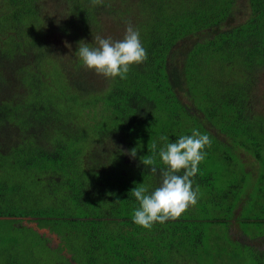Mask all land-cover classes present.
<instances>
[{
  "label": "trees",
  "instance_id": "16d2710c",
  "mask_svg": "<svg viewBox=\"0 0 264 264\" xmlns=\"http://www.w3.org/2000/svg\"><path fill=\"white\" fill-rule=\"evenodd\" d=\"M52 1L62 5L54 14L43 10L42 0H0V84L22 85L0 101V218L8 219L2 224L6 233L49 229L63 237L57 264L215 263L221 256L213 247H204L202 261L194 248H203L202 217H210L209 227L221 221L229 227L238 199L228 216L216 217L199 193L197 204L180 217L146 230L133 222L139 204L130 191L142 184L151 192L161 183L159 158L156 174L141 162L151 155V143L159 148L193 129L211 139L193 190L213 186L219 172L235 183L240 168L230 169L236 149L239 155L240 148H251L262 161L264 110L256 104L264 101V0H103L99 6ZM41 15L68 16L63 22L80 36L71 49L51 47ZM105 15L122 30L118 35H102ZM128 22L139 32L146 61L131 65L126 79L85 71L75 53L79 42L94 47L96 35L120 40ZM25 31L31 37L23 39ZM59 173L68 181L59 179L55 187ZM6 233L0 235V264H41L32 238ZM40 235L47 240V233ZM240 235L233 242L246 246L252 262L264 264V235Z\"/></svg>",
  "mask_w": 264,
  "mask_h": 264
},
{
  "label": "rangeland",
  "instance_id": "374dc122",
  "mask_svg": "<svg viewBox=\"0 0 264 264\" xmlns=\"http://www.w3.org/2000/svg\"><path fill=\"white\" fill-rule=\"evenodd\" d=\"M43 10L46 13H50L53 11L52 14L56 13L60 9H62V5L56 3L52 0H42ZM106 14V13H105ZM43 17V15H41ZM106 16L107 22H105V27L103 24L102 29V35L106 34H117V32H121L118 30V28L115 26L114 22L111 20L110 16ZM35 21H40L39 17L34 18ZM69 20L68 16H62L57 18H44L41 20L43 21L42 28L47 32L45 35L46 39L50 43L52 48H58L60 44H63L66 46V49L69 47L71 49L73 45L71 43H75L77 39H79L80 36L72 30L71 24H66L63 21ZM118 30V31H117ZM26 34L23 39H27L28 37H31L29 31H25ZM32 32V31H31ZM101 36V35H100ZM10 40V39H8ZM10 42V41H9ZM8 42V43H9ZM64 42H68L67 44H64ZM1 46V45H0ZM3 53V49L1 51V54ZM6 57V56H3ZM241 59V58H240ZM239 59V61H240ZM15 65L20 64V61L18 59H15L13 61ZM222 63V60H220L217 65H220ZM50 65V64H49ZM85 71L87 69L85 68ZM219 71V69L210 70L209 72L216 73ZM95 73L94 71H92ZM96 74V73H95ZM261 84H260V93H264V66L261 70ZM10 77L13 79H18L17 74L11 73ZM5 85L1 86L0 84V101L4 102L5 99H7L5 93L7 90L15 89L19 90L18 88L22 87L21 82L17 83L16 81L11 82H5ZM49 83L53 84L49 81ZM4 90V91H3ZM24 101L28 100V93L25 94ZM31 101V100H30ZM263 103V104H262ZM256 107H261L264 110V101H259V104H256ZM78 122L80 120L78 119ZM13 129L17 130L18 126H16L15 123H12ZM10 128V129H11ZM8 135V134H7ZM5 136V135H4ZM3 136V138H4ZM222 146V145H220ZM249 148V146H248ZM239 149V148H238ZM223 148L220 147V151H222ZM251 152V148H250ZM240 148L239 155H237V149L235 151V155L232 156V162H231V171H233V166L238 165V169L240 168V171H238L236 174L234 173V177L237 178L235 183L232 182V175L226 176L224 173L220 174L217 178H213V186H207L202 183L201 185H197L199 187V193L200 198L202 197L203 203L206 205L207 210H211L213 212V215L216 217H226L228 216V209L229 206L233 204V202L238 199L234 205V209H232V218L229 219V222L225 223L223 221L214 223V225L210 226L208 221L210 217L208 215H204L202 219L205 221V230L203 232L202 237V247L200 246L197 249L198 254L197 257L202 261L204 260L206 256L207 250L204 247L211 246L214 248V251L216 254L220 255L221 257L216 260L213 264H256L252 262L249 259V250H247L246 246H241L233 241H239V239H242V235H240V230L242 232H246V235L248 237L253 236H261L264 235V152L262 156V161L259 162L253 155ZM74 160V159H73ZM100 163L98 164V167H100ZM95 166V168H98ZM72 169H68L69 174ZM46 176V175H45ZM45 176H40L41 178H45ZM69 175L67 174H58L56 176V186L54 182L52 183V180L48 177L47 182L52 187L59 186L58 180L65 181L67 180ZM21 180V177H18ZM229 179V181H228ZM68 181V180H67ZM232 182V183H230ZM38 184L40 186L43 185V182L40 181ZM230 186H235L234 189L229 190ZM230 191V198L225 200V193ZM215 203V204H214ZM218 205L219 207H217ZM27 209L29 210L30 207L28 206ZM21 218V217H18ZM26 219H35L34 217H24ZM248 219L252 222H245L244 220ZM8 219L6 218H0V235L3 233H6L7 230L2 226V224H7ZM259 220V221H258ZM11 221L9 220V225ZM23 223V222H22ZM19 224H17L18 226ZM12 228V227H11ZM45 229H41L40 234L46 233L44 231ZM36 233L33 230L30 229H18L16 231L10 230L6 235H9L10 237H14L17 235H25L27 237L32 238L34 241L33 243L36 244L35 246V258L37 261L41 264H57V259L60 257L57 251L60 248L61 239L63 240V237L58 236L53 233H48L47 237L45 239L42 238V236ZM244 238V237H243ZM76 240V239H75ZM69 241V240H67ZM31 243V241H28ZM74 242V240H73ZM62 245V244H61ZM256 247H259V245H256ZM53 249V250H52ZM56 249V250H55ZM63 255V254H61ZM63 259H59V262L61 263ZM194 264H197L196 261ZM208 264L210 262L208 261Z\"/></svg>",
  "mask_w": 264,
  "mask_h": 264
},
{
  "label": "clouds",
  "instance_id": "9594fccd",
  "mask_svg": "<svg viewBox=\"0 0 264 264\" xmlns=\"http://www.w3.org/2000/svg\"><path fill=\"white\" fill-rule=\"evenodd\" d=\"M93 6H99L103 0H90ZM95 46L83 41L79 42L75 52L82 65L93 70L105 78L126 79L130 66L140 65L147 59V52L143 48L139 32L130 22L127 23L122 39L113 40L109 37L96 35L93 37ZM166 136L160 140L167 141ZM211 146L209 135L193 129L191 135L181 136L176 142L165 143L158 148L156 142L148 146L151 155L141 158L144 166H151L150 171L156 174L157 157L164 166L159 169L161 183L154 190L142 184L134 187L130 192L138 201L139 207L133 212V222L150 230L155 223L163 224L168 220L180 217L190 206L198 202L199 187L193 190L192 178L198 172V165L205 159L203 150ZM130 155L136 156V149ZM183 170V174L179 173Z\"/></svg>",
  "mask_w": 264,
  "mask_h": 264
},
{
  "label": "water",
  "instance_id": "95a60500",
  "mask_svg": "<svg viewBox=\"0 0 264 264\" xmlns=\"http://www.w3.org/2000/svg\"><path fill=\"white\" fill-rule=\"evenodd\" d=\"M47 234L50 233L49 229L44 230ZM41 232V231H40Z\"/></svg>",
  "mask_w": 264,
  "mask_h": 264
}]
</instances>
